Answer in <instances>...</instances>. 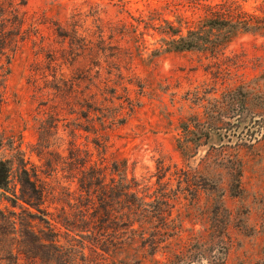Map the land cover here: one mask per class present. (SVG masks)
I'll return each instance as SVG.
<instances>
[{
    "label": "rangeland",
    "instance_id": "obj_1",
    "mask_svg": "<svg viewBox=\"0 0 264 264\" xmlns=\"http://www.w3.org/2000/svg\"><path fill=\"white\" fill-rule=\"evenodd\" d=\"M21 1L0 0L2 17L16 9L24 19L13 32L25 38L0 107V157L14 162L0 191V264H264V0ZM232 5L262 27L216 53L147 58L159 39L151 24L180 20L184 33ZM104 106L123 123L100 125ZM236 115L258 141L213 148L182 129L231 128ZM113 160L147 205L129 211L121 196L110 217L98 204L101 219L85 216L80 170L95 163L108 184ZM41 190L39 205L21 200ZM65 218L96 230L67 236Z\"/></svg>",
    "mask_w": 264,
    "mask_h": 264
},
{
    "label": "trees",
    "instance_id": "obj_2",
    "mask_svg": "<svg viewBox=\"0 0 264 264\" xmlns=\"http://www.w3.org/2000/svg\"><path fill=\"white\" fill-rule=\"evenodd\" d=\"M20 4L24 5L25 0H22ZM2 15L0 16L2 17ZM161 22L162 24H159L157 27L151 24V27L156 29L159 39L154 43V45H158V47L153 48L148 53V55L146 54L148 51L146 48V42L142 39V37H136L138 40L135 42L139 43L136 45L138 49V55L142 57V61L144 59L143 54H146L149 60H154L163 54L171 52L209 51L216 53L218 51L224 50L225 47L232 41V39L236 38L239 34L252 33L255 32L256 29L262 27L260 23H257L255 20H253V17L244 16L240 11H237V8H233V5L227 6L223 12H212L211 16H207L201 20L200 25L197 28L185 27L184 33L182 31L183 22L180 20L176 21V25L168 19H163ZM23 24L24 19L19 16L16 9H10L8 12V17H2L0 19V107L3 101L2 90L4 89L6 80L5 78L9 73L11 57L18 50L19 42H22L25 39L23 37L18 38L19 31L16 30L17 32H13V28L16 27V29L18 28L20 30ZM146 24L150 26V24ZM53 25L58 31L61 32V27L59 24H57V22H54ZM63 37H65V35H63ZM111 38L112 37H109V39ZM73 39L74 37L70 39L71 46H73L75 41ZM104 41L103 31L100 29L98 34V42L102 44ZM90 80L93 81L92 79ZM123 89L125 92H127V87L123 86ZM90 97L91 99H94L95 95H91ZM211 99L214 101V108H217L219 101L215 98ZM85 106L86 109H88V113H90V110L94 111L91 109V105L87 102L85 103ZM108 110H110V108L107 106L95 109V111H97L99 114L97 117L99 121L98 123L100 125H103L104 122L108 121L109 119L111 121L110 124L123 123L124 116H122V114L109 116ZM231 119L232 122L230 124ZM249 120L250 122L257 123L260 119L257 117L256 119L250 118ZM244 123H246L245 120L236 115V117L231 116V118L228 120L227 125H231V128H225L221 125L201 126L200 123H195L192 125L193 130H189V125L187 123H182V129L183 132L188 134V137H192L189 139H192L193 143H199L205 139L204 141L212 145L213 148H221L223 147V144H229L233 142L237 143L236 145H238L239 142L243 141L248 143L258 141V137L256 136L258 132H255L254 130L250 131V127L244 126ZM240 126H244L241 131H239ZM11 140L13 139L9 138L8 140L10 143L8 146L10 147V151L14 154H21V144L15 145V142ZM6 142H4L3 139L0 140V149L3 148ZM13 163L14 162L12 159L0 157V191H5L8 187L11 171L14 165ZM20 163L23 164V159ZM82 168L83 169L80 170L81 178L78 179V184L80 185L82 191L86 194L85 199L87 204L83 205V210H81L85 216H96L97 220L101 219V216H99L100 213L96 211V204H98L102 210L101 214L106 217H110V204L116 205L119 204L120 201L123 202L121 196L126 198V206L128 207L129 211H132L133 208L136 210V208L140 207V205H147V203L143 201L141 202V199L138 197V195L131 190L132 186L127 179L125 164L122 162H118L116 160L111 162V167L109 169L110 179L108 184L104 183V175L102 174L101 169L97 167L95 163L91 164L89 162L87 167L86 164H84ZM33 186L34 185H32V187ZM42 197L43 191L41 190L37 192L34 199L32 197L26 198L23 196L21 200L32 206L39 205L38 203L34 202L41 201ZM135 210H133V212ZM61 225L65 228V233L67 236H70L71 234L78 235L82 233L90 234L92 230H96L94 226H83V229L81 230L78 224L71 222L67 218L63 220V224L61 223ZM51 241L53 242V240ZM52 242L50 245L52 248H55Z\"/></svg>",
    "mask_w": 264,
    "mask_h": 264
}]
</instances>
